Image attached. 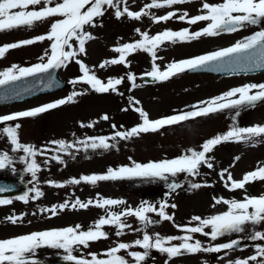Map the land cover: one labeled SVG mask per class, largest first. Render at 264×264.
Wrapping results in <instances>:
<instances>
[{"label": "rangeland", "instance_id": "rangeland-1", "mask_svg": "<svg viewBox=\"0 0 264 264\" xmlns=\"http://www.w3.org/2000/svg\"><path fill=\"white\" fill-rule=\"evenodd\" d=\"M150 2L151 0H127V6L132 11H139L145 4ZM202 2L203 0H194L192 3L174 5L172 8L152 9L151 12L159 16L166 14L168 11L179 10L178 15L183 11H187L189 16H195L201 14L198 10L201 8ZM207 2L218 3L222 0H207ZM123 6L122 4L121 8ZM114 12V9H107L104 16L96 18L95 27L85 26V30L95 38L86 43V54H82L78 58L92 68L95 74L105 82L109 77H124V83L118 86V91L123 95L112 92L100 94L92 91L86 84H70L54 92L38 95L24 101L0 104V115L11 114L66 98L73 91L83 92L87 90L86 94L76 97L75 103L63 105L34 118H22L18 121L7 122L12 125L15 123L22 125L18 130L19 139L22 143L34 145L38 149L46 147L49 151L36 157L37 163L41 166V171L37 173V178L34 180L31 174L25 171L26 164L20 161V156L24 154L19 151H11V145L7 138L0 136V152H8L13 161L9 167L0 170V177L18 176L28 182L21 193L0 197V199L11 198L13 200V203L9 205H0V239L77 224L81 225L83 230H87L100 216L106 214L105 209L93 206L88 209H66L56 216H51L50 212L40 213L39 211L40 208H51L53 205L63 203L65 200L74 201L77 197L82 201L95 200L97 194H99L104 198L126 201L123 205L110 208L111 211L116 212L129 206L136 208L145 201L159 207V202L167 200L168 204L177 205L175 209L171 207L166 209L169 214H174L175 224L196 226L198 222L191 221L193 216L207 218L227 210V205L223 203L213 206L215 203L214 197L243 200L245 195L259 197L264 194V181L257 180L246 184L243 190L229 191L225 188L224 181L221 180L219 175L222 170L228 169L235 180H240L245 173L255 170L260 164H264V136L257 137L249 142L230 141L216 146L208 154L212 157L213 168L208 169L202 165L200 175L196 177H186L185 174H180L175 179L181 182L183 187L171 192L170 195L167 183L171 182L173 179L171 177L168 182L159 179H125L99 181L96 185L85 183L79 185L67 184L63 188L53 187L48 183V181L63 183L71 178L78 179L82 175L104 174L109 167L115 169L123 165H131L132 161L147 163L149 161L175 158L184 154L189 148L200 150V146L204 141L226 133L233 126L264 125V101H262L258 102L255 107L227 109L176 125L166 126L156 133L141 134L127 140L120 138L115 141L109 140L110 144L116 146L108 150H92L90 148L85 150L82 145L76 144V141L84 140L87 137H110L114 135L115 131H127L138 125L142 121L139 113L133 110L134 107L143 108L149 114V118L155 120L178 114L182 110L190 111L192 110L190 106L221 95L233 87L248 83H264V71L230 75L186 71L167 81L155 82L152 79H144L143 77L144 73L151 71L152 65L150 55L145 52L130 55L127 58L131 62L129 67L113 65L101 69L99 68L101 62L119 55L112 51L113 47L141 38L135 31L137 28L141 32L147 31L150 35H155L166 29L178 31L185 27L190 28L191 31H197L205 27L207 23L199 22L195 25H188L184 21L173 19L157 24L153 23L148 16L142 17L140 20H133L125 15L117 19ZM51 22L50 19L44 23H38L32 29L20 28L0 32V46L46 34L49 31ZM262 28H264V24L249 25L234 33H222L215 37H201L199 40L192 42L175 44L166 42L157 52V55L162 59L156 62L163 69L164 65L173 60L179 61L230 47L238 40L252 35ZM50 43L49 41L37 42L9 50L5 57L0 59V71L13 64L29 67L39 63V58L46 49L50 48ZM74 46L78 47V44L74 42ZM129 72L136 75V84L139 87L131 88V82L127 80V73ZM60 74L68 81L82 75L74 60L66 68H61ZM129 97L135 98L140 103L130 105ZM125 108L128 111L122 110ZM237 111L240 113L239 116L236 115ZM105 114L109 116L107 121L101 119ZM89 123H92L93 127H81V124L87 125ZM113 124L116 125L115 129L112 127ZM4 126V124H0V128ZM55 140H64L76 146L69 149L68 153L60 152L57 145L50 143ZM53 155H59L64 163L52 160ZM236 157H239V160ZM189 181L211 186L191 189ZM33 187H38L44 195L39 199H30L28 203L16 199V197L24 195L26 192L33 196L34 193L29 191ZM33 213L36 214L33 215ZM21 214H26L23 222L12 224L6 219L9 216ZM148 215L153 220L159 219L155 213H149ZM190 221L191 223H189ZM127 223L133 229L142 228L135 217H127ZM245 227L246 231L244 233H233L230 236L220 237L217 241H211L210 238L198 233L193 234L194 239H200L205 245L224 243L235 238H243L251 242L249 245L228 251L227 254L225 252H200L197 254H183L168 260L166 254L152 250L145 264H165L166 261L168 264H227L228 260L247 258L255 254V246L258 244L257 241L244 237L250 235L253 229L264 231V224L255 226L249 224ZM104 230L109 233V239L90 242L87 249L81 247L80 251L74 254L80 255L83 253L87 256L89 252H94L98 254L99 258H106L101 254L108 248L115 246L117 241L131 242L137 238H142L141 232L128 229H125L126 234L121 237L115 236L116 229L112 226H105ZM146 230L149 234L158 232L162 236L184 235L170 221H163L148 227ZM205 231H210V229H205ZM173 243L178 244L179 241ZM131 250L143 251L139 248ZM63 254L62 250L45 247L38 250L37 258L40 261H45L61 258ZM120 254L126 256L123 251ZM127 258L131 260L130 257ZM251 264H255V262H251Z\"/></svg>", "mask_w": 264, "mask_h": 264}, {"label": "snow or ice", "instance_id": "snow-or-ice-1", "mask_svg": "<svg viewBox=\"0 0 264 264\" xmlns=\"http://www.w3.org/2000/svg\"><path fill=\"white\" fill-rule=\"evenodd\" d=\"M194 0H151L144 5L139 11H132L127 6V0H0V32L11 31L14 29L26 28L32 29L38 23L49 21V31L43 35H37L34 38L23 39L18 42L8 43L0 46V59L11 49H17L22 46L32 45L37 42L49 41L50 48L46 49L44 54L39 58L40 62L29 67H22L13 64L0 71V87L11 85L27 77H34L38 74L50 73V70L66 68L73 60L79 66L82 73L77 78L69 81L72 85L86 84L89 88L100 94L116 93L123 95L118 91V86L124 83V77H109L107 81L101 80L95 72L78 57L86 54V43L95 37L85 30V26L95 27V20L104 16L107 9H114V15L117 19L125 15L133 20H140L148 16L153 23L168 22L173 19L186 22L188 25H195L199 22H207L206 26L197 31H191L185 27L178 31L171 29L163 30L155 35L149 32H141L140 29L135 31L140 35V39L133 42L117 45L112 51L119 55L105 59L99 64V68L104 69L113 65L130 66L127 59L130 55L137 52H145L150 55L152 60L151 71L144 73L155 82H163L172 77L182 74L186 71L210 70L221 71L226 66L232 68H241L245 71L254 69H264V28L254 32L252 35L238 40L230 47L212 51L203 55L192 58L171 61L161 65L156 61L162 59L157 55L161 46L166 42L185 43L199 40L201 37H215L222 33H234L249 25L264 24V0H222L218 3H209L203 0L201 8L198 10L201 14L189 16L187 11L178 15L179 10L168 11L164 15H155L152 9L172 8L174 5L192 3ZM124 5L121 8V5ZM74 42L78 47L74 46ZM136 75L127 73V80L131 82V88L139 87L136 84ZM52 79L49 80V86ZM131 90V89H130ZM86 91H73L66 98L56 100L32 109L18 111L11 114L0 115V124L5 126L0 128V136H5L11 145V151L22 152L20 161L26 164L25 171L31 174L35 180L37 173L41 171L40 164L37 163L36 157L44 155L48 148L38 149L31 144L22 143L19 139L18 130L21 128L20 123L14 125L7 122L18 121L22 118H34L50 110L57 109L63 105L75 103L76 97L86 94ZM264 101V83H248L242 86L233 87L221 95L212 97L205 101H200L190 106L192 110L181 111L178 114L169 115L155 120L149 118V114L143 108L134 107L133 110L139 113L141 123L127 131H115L112 136L87 137L84 140L76 141V144L82 145L87 149L108 150L115 147L110 144L109 140L115 141L117 138L130 139L141 134L156 133L166 126L176 125L197 117L208 116L216 112L227 109H240L243 107H255L258 102ZM130 105H138L140 102L133 97H129ZM128 111L127 108L122 109ZM239 111L236 115L239 116ZM101 119L107 121L109 116L103 115ZM93 127L92 123L87 125L81 124V127ZM113 129L116 125H112ZM264 136V125H255L251 127L233 126L229 131L222 135H217L207 139L200 146V150L189 148L184 154L171 159H161L158 161H149L139 163L132 161L131 165H123L118 168L107 169L104 174L82 175L78 179L71 178L63 183L48 181V183L57 188H63L67 184L79 185L81 183L96 185L99 181L115 180H163L167 183L170 192L182 188L183 184L175 178L180 174L186 177H196L200 175L202 165L208 169L213 168L212 157L208 154L214 148L223 142L230 141H253L257 137ZM51 144L57 145L60 152L68 153L69 149L76 145L64 140L51 141ZM79 150V149H77ZM52 160L58 163H64L59 155H53ZM131 160V158H129ZM239 160V157H236ZM12 157L8 152H0V170L9 167L12 164ZM47 163V161H45ZM14 171V170H13ZM224 186L229 191L243 190L246 184L254 181H264V164H260L253 171L247 172L242 179L235 180L228 169L220 173ZM225 175L227 178L225 179ZM211 186L189 181L191 189ZM11 188L0 186V193L10 191ZM34 193L30 196L28 192L16 197L24 203L30 199L41 198L44 193L38 188L33 187L29 190ZM216 204L227 205V210L223 213L212 215L207 218L193 216L191 221L198 222L196 226L177 225L174 222V214H169L166 209L169 207L175 209L176 204H168L167 200L159 202V207L155 204L143 202L136 208L127 207L116 212L111 211L113 206H119L126 203L122 199L104 198L97 194L95 200H80L77 197L74 201L65 200L63 203L53 205L51 208H40V213H51L56 216L59 212L66 209L79 210L88 209L90 206L105 209V215L100 216L87 230L77 224L58 229L35 231L28 234L19 235L9 239H0V264H42L37 258L38 250L42 248L57 249L63 251L62 259L70 264H145L150 257L151 251L156 250L161 254H166L168 260L183 254H197L200 252L221 253L236 250L241 243V239H231L228 242L205 245L200 239H194L193 234H201L210 238L211 241H217L218 238L230 236L233 233H244L246 225L264 224V194L259 197L245 195L243 200L225 199L223 197L213 198ZM13 203L11 198L0 199V205H9ZM155 213L158 220H153L148 215ZM36 213H33L35 215ZM24 215H12L7 217L12 224L23 222ZM127 217H135L142 228L133 229L127 223ZM51 218V217H49ZM163 221L173 222L174 226L184 233V235L162 236L160 233L149 234L146 230L148 227L159 224ZM191 221L189 223H191ZM105 226H112L116 229L115 236L121 237L126 234L125 229L134 232H141L142 238H137L131 242L115 243V246L108 248L101 255L106 258H99L97 253L89 252L88 255L79 252L81 247L87 249L90 242L109 239V233L104 230ZM210 229V231H205ZM246 239L252 241H264V231L255 230ZM179 241L178 244L173 243ZM134 248L143 251L131 250ZM254 255L247 258H236L228 260L227 264H264V246L256 245ZM126 253L121 255V252ZM90 256V258H88ZM127 257H130L128 259ZM165 264H168L166 261Z\"/></svg>", "mask_w": 264, "mask_h": 264}, {"label": "water", "instance_id": "water-1", "mask_svg": "<svg viewBox=\"0 0 264 264\" xmlns=\"http://www.w3.org/2000/svg\"><path fill=\"white\" fill-rule=\"evenodd\" d=\"M60 69L50 70V73L38 74L34 77H27L20 81H17L8 86L0 87V104L1 103H12L18 101H24L38 95L45 93L54 92L56 90L62 89L66 86H69L68 80L64 79L60 74ZM199 72H207L217 75H230L235 73H254L261 72L264 69H254V70H243L241 68H232L231 66H226L224 70L221 71H210V70H197ZM144 79L151 80L150 77L144 75ZM52 79V84L49 86V80ZM27 185V181L23 180L18 176H2L0 177V186L11 188L10 191L0 193V196L19 194L24 190V186ZM238 247L246 246L251 244L250 241H247L243 238ZM257 244L264 245V241H257ZM42 264H70V262L64 261L62 258H56L52 260L41 261Z\"/></svg>", "mask_w": 264, "mask_h": 264}]
</instances>
